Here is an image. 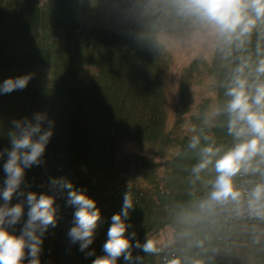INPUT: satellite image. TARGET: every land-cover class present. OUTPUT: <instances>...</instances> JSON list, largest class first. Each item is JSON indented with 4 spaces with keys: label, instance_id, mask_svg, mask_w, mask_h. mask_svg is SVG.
I'll list each match as a JSON object with an SVG mask.
<instances>
[{
    "label": "trees",
    "instance_id": "obj_1",
    "mask_svg": "<svg viewBox=\"0 0 264 264\" xmlns=\"http://www.w3.org/2000/svg\"><path fill=\"white\" fill-rule=\"evenodd\" d=\"M193 30L152 0H0V84L31 74L24 89L0 93V150L11 148L14 120L44 113L54 122L42 163L24 170L19 191L25 195L14 194L9 202H23L24 214L16 225L4 226L20 235L28 192L54 198L57 224L42 237L39 264H92L105 255L111 217L122 211L126 193L133 207L122 219L130 225L124 236L133 259L121 255L117 264H264V221L237 217L230 209L197 222L185 215L215 177L210 165L195 179L199 148L214 141L227 150L234 143L227 117L213 112L227 101L226 85L240 58L255 61L257 45L264 49V25L254 30L245 51L225 57L215 45L209 59L196 56L182 68L169 125L164 83L172 59L158 35L180 39ZM194 135L200 137L196 149L189 147ZM6 160L5 153L0 189ZM60 178L82 190L100 212L93 242L83 251L68 235L76 211L67 203L69 190L51 184ZM261 180L258 173H241L234 184L243 191ZM168 227L173 240L157 244V253L135 247ZM28 251L22 264H29Z\"/></svg>",
    "mask_w": 264,
    "mask_h": 264
},
{
    "label": "clouds",
    "instance_id": "obj_2",
    "mask_svg": "<svg viewBox=\"0 0 264 264\" xmlns=\"http://www.w3.org/2000/svg\"><path fill=\"white\" fill-rule=\"evenodd\" d=\"M152 4L165 15L185 21L198 33L212 38L225 57L231 56L233 50L245 51L254 30L264 25V0H152ZM256 56L255 61L251 56L240 58L226 85L225 96L228 99L213 112L214 117H227V131L234 139L233 145L222 150L212 141L199 148V161L192 168L195 179L199 180L201 173L210 165L215 177L208 181L209 190L194 205V211L185 214L192 222L211 218L223 209H230L237 217L264 221V180L243 191L234 184V178L241 173H258L264 177L261 167L264 165V49L259 45ZM30 79L31 74L8 78L0 84V93L24 89ZM53 123L44 113H36L31 119L14 120V130L9 133L11 148L0 150V157L7 155L3 165L6 178L0 189V199L4 201L0 205V264H22L26 248L31 257L29 264H39L42 237L49 226L57 224L54 198L46 194L37 197L36 193L28 192V219L20 235L10 234L4 227L16 225L24 214L23 202L14 206H9V202L14 194L18 198L25 195L19 191L24 181V170L42 163L41 157L53 134ZM204 140H209V137L204 136ZM199 145L200 137L194 135L189 147L196 149ZM51 184L61 190H69L67 203L75 206L76 211L74 226L68 235L73 243L79 242L81 251L87 249L93 242L94 230L100 220L99 209L82 190L73 189V184L67 179H52ZM132 207L133 202L126 193L122 211L111 217L108 239L103 245L105 255L97 257L92 264H117L121 255L125 261L133 259L132 245L124 236L126 227L130 225L122 219L129 216ZM202 243L197 241L198 246ZM157 244L154 239H146L143 245L137 241L135 247L142 248L146 254H155L159 250ZM171 264L180 262L173 260Z\"/></svg>",
    "mask_w": 264,
    "mask_h": 264
},
{
    "label": "rangeland",
    "instance_id": "obj_3",
    "mask_svg": "<svg viewBox=\"0 0 264 264\" xmlns=\"http://www.w3.org/2000/svg\"><path fill=\"white\" fill-rule=\"evenodd\" d=\"M39 1L43 3L46 0ZM158 38L165 45L172 59V65L165 76L164 83L167 96L168 124L171 125L173 122L174 107L177 101L179 77L182 68L196 56H203L209 59L213 53L215 42L212 38L198 33L196 29L180 39L164 32H161ZM154 240L161 246L171 243L173 240L172 229L169 227L165 228Z\"/></svg>",
    "mask_w": 264,
    "mask_h": 264
}]
</instances>
